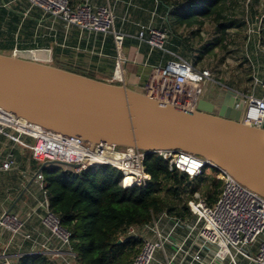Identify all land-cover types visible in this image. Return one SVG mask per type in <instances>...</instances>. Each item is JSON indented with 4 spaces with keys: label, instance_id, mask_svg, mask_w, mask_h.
I'll return each mask as SVG.
<instances>
[{
    "label": "built area",
    "instance_id": "built-area-1",
    "mask_svg": "<svg viewBox=\"0 0 264 264\" xmlns=\"http://www.w3.org/2000/svg\"><path fill=\"white\" fill-rule=\"evenodd\" d=\"M23 1L29 9H37L42 16L59 20L66 27H75L81 32L102 37L112 35L116 50L112 81L122 82L120 49L124 37L114 31L115 16L111 6H93L88 0L74 6L69 0ZM167 38L164 31L150 25H138V43L148 47L150 52L158 51L170 57L163 64L150 67L144 92L160 103L192 109L200 100L202 82L212 81V76L208 70L198 69L186 59L169 52L166 49ZM253 79L249 93L233 92L245 101L243 124L259 127L264 118V82ZM257 90H260V95L256 94ZM6 115L0 110V137L26 146L31 157L43 165L47 162L75 165V168L63 167L75 174L108 166L121 174L123 188L145 187L150 179L144 167L147 154L140 150L120 149L105 144L90 146L80 139L44 131L14 118L24 124V128L19 130L3 122ZM22 137L32 139V144L22 143ZM157 155L167 163L169 171L182 173L190 181L199 179L206 168H211L202 159L181 151ZM13 163L12 155H8L1 163L0 170H10ZM216 171L222 178L220 194L212 205H207L199 193H194L187 202L192 221L162 215L153 219L143 230L134 227L127 229L128 237L139 238L144 231L151 235V239L140 238L141 249L131 264H264V198L228 174ZM35 180L45 197L41 174ZM42 209L43 214L39 219L46 235L26 233V221L15 214L0 215V230L9 233L0 259L6 260L7 249L15 238L21 237L34 246V250L27 255H44L59 264H77L69 244L70 235L61 227L60 219L49 211L46 197ZM119 241L123 242L124 238L121 237ZM5 262L10 264L7 260Z\"/></svg>",
    "mask_w": 264,
    "mask_h": 264
},
{
    "label": "water",
    "instance_id": "water-1",
    "mask_svg": "<svg viewBox=\"0 0 264 264\" xmlns=\"http://www.w3.org/2000/svg\"><path fill=\"white\" fill-rule=\"evenodd\" d=\"M160 103L124 84L0 53V110L44 131L147 155L181 151L202 159L264 198V118L243 124L244 99L227 90L217 109ZM75 168L61 162L41 166ZM118 241L117 244H120Z\"/></svg>",
    "mask_w": 264,
    "mask_h": 264
},
{
    "label": "trees",
    "instance_id": "trees-1",
    "mask_svg": "<svg viewBox=\"0 0 264 264\" xmlns=\"http://www.w3.org/2000/svg\"><path fill=\"white\" fill-rule=\"evenodd\" d=\"M148 1L152 6L156 4L162 16L163 25L159 30L167 34L166 49L189 62L192 54L189 36L179 34L180 29L190 30L193 38L205 25L212 26L213 43L204 46L209 53L230 37L229 31L241 28L234 16L238 0ZM259 1L251 0L252 4ZM249 13L255 16L252 7ZM2 52L8 53L0 49ZM202 57L191 62L194 67ZM144 167L150 179L140 188H123L121 174L108 166L78 174L55 166L42 170L48 209L69 233L77 264H131L141 249L142 240L128 237V228L142 229L162 215L192 221L187 202L194 193H199L207 205H212L220 194L222 178L215 169L206 168L199 179L190 181L182 173L169 171L167 163L157 154L147 155ZM121 237L124 241L117 244ZM15 264L59 263L44 255L25 254Z\"/></svg>",
    "mask_w": 264,
    "mask_h": 264
},
{
    "label": "crops",
    "instance_id": "crops-1",
    "mask_svg": "<svg viewBox=\"0 0 264 264\" xmlns=\"http://www.w3.org/2000/svg\"><path fill=\"white\" fill-rule=\"evenodd\" d=\"M84 0H70L77 5ZM93 6L109 5L115 16L114 31L123 35L120 49L122 55V82L112 81L116 50L112 35L102 37L81 32L75 27H66L61 21L42 16L37 9H29L23 0H0V49L7 55L38 57L43 63L92 77L99 81L124 84L130 90L145 93V85L150 67L163 64L165 58L161 52H150L148 47L138 43L136 35L138 25H150L156 29L162 27V16L148 0H88ZM3 53V52H2ZM41 57V56H40ZM201 97L212 104L217 111L227 90L237 91L215 80L203 81ZM260 95V90L256 91ZM25 145L32 144L28 137L21 138ZM8 155L13 157V166L8 171L0 170V215L12 213L25 220L24 231L32 235L47 232L40 225L43 214L44 195L35 178L41 174L43 164L35 161L26 146L10 142L0 137V165ZM47 168H49L47 166ZM143 230V229H141ZM142 240L151 239L144 231ZM9 240V233L0 230V253ZM34 246L15 238L6 251V260L15 264L19 255L33 251ZM0 259V264H5Z\"/></svg>",
    "mask_w": 264,
    "mask_h": 264
},
{
    "label": "rangeland",
    "instance_id": "rangeland-1",
    "mask_svg": "<svg viewBox=\"0 0 264 264\" xmlns=\"http://www.w3.org/2000/svg\"><path fill=\"white\" fill-rule=\"evenodd\" d=\"M250 7L255 12L254 17L249 13ZM234 16L241 28L229 31L230 37L209 53H206L204 46L213 43L215 36L212 26L205 25L193 38L186 28L178 33L189 36L191 62L203 55L197 62L198 69H206L213 80L245 92L251 89L253 77L264 80V0L258 4H252L251 0H238ZM42 57L34 58L39 60Z\"/></svg>",
    "mask_w": 264,
    "mask_h": 264
},
{
    "label": "bare ground",
    "instance_id": "bare-ground-1",
    "mask_svg": "<svg viewBox=\"0 0 264 264\" xmlns=\"http://www.w3.org/2000/svg\"><path fill=\"white\" fill-rule=\"evenodd\" d=\"M38 55H42V54H38ZM43 56V55H42ZM3 122L5 124H7L8 126H15L17 129L22 130L24 128V124L22 122H17L14 117L10 116V115H6V118L3 119ZM17 123V124H15ZM37 131H39L37 129ZM38 133V132H37Z\"/></svg>",
    "mask_w": 264,
    "mask_h": 264
},
{
    "label": "flooded vegetation",
    "instance_id": "flooded-vegetation-1",
    "mask_svg": "<svg viewBox=\"0 0 264 264\" xmlns=\"http://www.w3.org/2000/svg\"><path fill=\"white\" fill-rule=\"evenodd\" d=\"M215 113H217V111H215Z\"/></svg>",
    "mask_w": 264,
    "mask_h": 264
}]
</instances>
